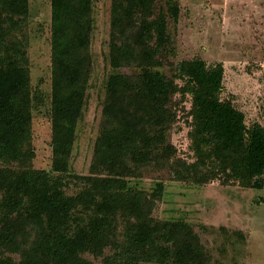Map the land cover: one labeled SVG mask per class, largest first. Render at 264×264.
<instances>
[{
	"label": "trees",
	"instance_id": "1",
	"mask_svg": "<svg viewBox=\"0 0 264 264\" xmlns=\"http://www.w3.org/2000/svg\"><path fill=\"white\" fill-rule=\"evenodd\" d=\"M113 0L109 63L99 136L91 164L105 179L75 176L85 185L66 194L64 176L74 136L86 105L91 74L93 0H51L52 6V169L32 168L33 94L27 53L10 44L12 29L27 19L29 0H0V255L20 261L0 264H92L82 255L104 256L119 235V222H132L129 246L162 259L186 252L202 260L199 236L184 223L154 226L151 218L163 195L128 188L124 176L169 166L175 179L190 183H238L264 189V126L248 127L245 114L221 99L224 67L203 60L183 61L177 69L192 96L191 140L194 164L168 153L166 132L177 120L173 102L180 86L157 71L171 43L168 18L178 22L180 0ZM18 30V29H17ZM134 70L132 74L123 70ZM162 150V154H161ZM114 176V177H113ZM75 225L74 232L71 229ZM163 244V245H161ZM176 256V255H175Z\"/></svg>",
	"mask_w": 264,
	"mask_h": 264
},
{
	"label": "rangeland",
	"instance_id": "2",
	"mask_svg": "<svg viewBox=\"0 0 264 264\" xmlns=\"http://www.w3.org/2000/svg\"><path fill=\"white\" fill-rule=\"evenodd\" d=\"M113 0H93L91 74L86 105L78 121L67 173L65 191L69 196L82 191L84 183L75 176L105 179L106 170L93 172L91 164L99 136L106 85L113 71L109 63ZM178 22L168 18L171 43L161 56L157 71L182 88L173 99L177 120L166 132L168 153L194 164L198 158L191 140L192 96L184 95L185 82L177 76L181 62L203 60L208 66L223 65L221 99L229 101L245 114L248 127L264 126V0H180ZM156 13L166 11L157 0ZM17 26L5 25L10 44L27 53L33 94L32 168L49 172L53 162L52 131V6L51 0H29L27 19ZM132 74L134 70H123ZM161 150V154H162ZM114 177V176H113ZM128 188L154 193L163 185L151 218L154 226L184 223L192 227L203 246L202 260L186 258V252L173 253L166 259L145 255L129 246L132 222L121 219L119 235L104 256L82 257L92 264H264V189L250 190L238 183L222 180L209 183L177 181L169 166L148 167L135 177L124 176ZM73 225L71 232H74ZM163 245V244H161ZM164 246V245H163ZM176 255V256H175ZM0 259L18 263L20 256L1 254Z\"/></svg>",
	"mask_w": 264,
	"mask_h": 264
}]
</instances>
